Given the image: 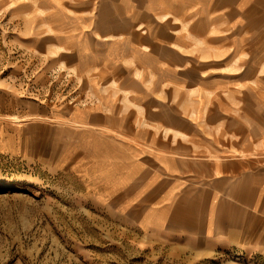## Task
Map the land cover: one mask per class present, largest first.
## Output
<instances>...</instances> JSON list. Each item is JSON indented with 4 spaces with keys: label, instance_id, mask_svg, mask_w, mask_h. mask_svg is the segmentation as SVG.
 Segmentation results:
<instances>
[{
    "label": "crops",
    "instance_id": "crops-1",
    "mask_svg": "<svg viewBox=\"0 0 264 264\" xmlns=\"http://www.w3.org/2000/svg\"><path fill=\"white\" fill-rule=\"evenodd\" d=\"M0 14L38 78L80 86L3 122L1 149L68 168L143 239L264 257V0H0Z\"/></svg>",
    "mask_w": 264,
    "mask_h": 264
},
{
    "label": "rangeland",
    "instance_id": "rangeland-1",
    "mask_svg": "<svg viewBox=\"0 0 264 264\" xmlns=\"http://www.w3.org/2000/svg\"><path fill=\"white\" fill-rule=\"evenodd\" d=\"M11 17L0 14V125L39 103L74 102L79 85L54 69L46 79L34 49L22 45ZM35 124V122H32ZM36 128L31 129L32 134ZM35 152V151H34ZM143 239L133 223L102 206L77 177L0 148V264H264L242 250Z\"/></svg>",
    "mask_w": 264,
    "mask_h": 264
}]
</instances>
